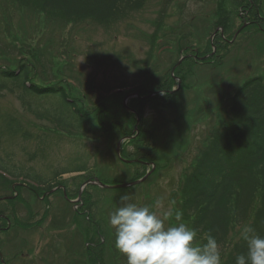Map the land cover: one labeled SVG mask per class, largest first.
<instances>
[{
  "label": "rangeland",
  "instance_id": "obj_1",
  "mask_svg": "<svg viewBox=\"0 0 264 264\" xmlns=\"http://www.w3.org/2000/svg\"><path fill=\"white\" fill-rule=\"evenodd\" d=\"M214 1L139 0L122 5L108 24L49 21L40 8L25 15L0 11V67L18 71L26 63L30 81L40 87L58 84L68 102H74L67 108L58 97L36 98L11 81L0 82V170L13 177L6 179L11 184L0 185V198L15 196L12 187L19 194L14 201H0V218L10 225L5 233L7 224L0 222L2 264H127L108 224L121 195L161 216L182 212V185L203 140L226 123L233 91L264 76V32L252 29L233 41L224 39L230 44L222 40L219 66L197 63L182 73L188 76L186 90L173 107L163 104L157 87L168 83L179 58L191 47L204 50L210 39L213 46L215 36L217 40V29L205 18L213 14ZM239 22L234 17L231 34ZM134 96L144 102L142 119L136 116L132 124L123 105ZM75 110L83 117L73 115ZM133 129L140 130L142 147L129 145L121 156V145L120 157L128 163L120 162L116 143ZM148 156L153 160L146 167L142 162L149 163L144 160ZM89 174L109 186L148 178L123 189L87 186L77 202ZM40 184L44 188L37 191L28 188ZM58 185L69 202L61 191L48 193L43 202L45 193ZM182 222L193 228L184 214ZM175 223L173 216L165 226ZM203 237L197 233L196 242Z\"/></svg>",
  "mask_w": 264,
  "mask_h": 264
},
{
  "label": "trees",
  "instance_id": "obj_2",
  "mask_svg": "<svg viewBox=\"0 0 264 264\" xmlns=\"http://www.w3.org/2000/svg\"><path fill=\"white\" fill-rule=\"evenodd\" d=\"M138 1L0 0V11L5 13L10 9H15L17 13L25 15L29 11L38 13L36 10L40 8L42 12L47 13V16L44 17H47L46 20L49 21L56 20L68 25L79 20H91L99 24H108L115 15L120 14L122 5L136 4ZM214 4L213 14L205 18L211 20H209L210 25L214 29L222 30L223 36L220 31L217 35V40L220 41L218 42L215 36L213 42L216 49L215 54L211 55L212 48L209 40L204 50L191 47L189 53L186 54L199 57L208 56L202 65L213 64L212 66L217 67L223 59L220 53L225 52V49L220 46V44H224L222 40L230 39L234 34L230 33L234 26V17L240 21V26L243 22L247 24L240 35L248 33L252 29L256 33L264 32V0H215ZM229 4H232V10H230ZM165 11L166 9L163 8L159 19L163 20ZM196 64L192 57H186L175 70L174 73L181 81L180 89L175 93H168L175 86H173L171 75L168 78V83L161 82L157 87L159 94L162 95L160 98L164 99L163 104H166L167 107H173V102L177 100L179 93L186 90L185 84H187L188 78L186 74ZM17 70L0 67V82L11 81L12 87L19 86L29 96L36 98L45 97L48 94L58 97L67 108L73 107L74 102H68L67 94L64 89L58 87V84L40 87L33 83L29 79V69L26 63H20ZM182 73H186L185 76ZM161 95L157 97L159 98ZM143 102L141 103L137 98L128 101L127 106L131 110L128 116L130 122L132 120V124L135 123L136 116L142 119ZM74 114L80 118L83 117L81 111L75 110ZM81 123L79 120L80 126ZM135 133L133 129L130 136H134ZM139 135L140 130L136 137ZM125 136H128V133L122 134L120 139ZM142 138L139 136L138 139L133 138L124 142L121 156L124 155L129 145L142 147ZM203 142V149L199 153L192 173L188 174L182 185L181 210L185 220L192 219L193 228L197 233L204 234L201 243H206V237L209 234L216 239L220 247L221 264H235L236 256L246 251V242L240 237V230L244 225L253 226L260 235L264 236V76L249 79L233 91L229 101L226 123L220 130L211 132ZM148 157L144 160H148L150 163L153 157ZM143 166L147 167V165ZM6 173L0 170V185L10 184L9 181L6 182L4 175L12 176ZM87 178L92 180L95 177L89 174ZM101 182L103 183V181ZM42 185L45 184H40V186ZM10 194L19 195L16 189H10ZM85 194L87 193L85 192ZM38 197L36 198L38 199Z\"/></svg>",
  "mask_w": 264,
  "mask_h": 264
},
{
  "label": "clouds",
  "instance_id": "obj_3",
  "mask_svg": "<svg viewBox=\"0 0 264 264\" xmlns=\"http://www.w3.org/2000/svg\"><path fill=\"white\" fill-rule=\"evenodd\" d=\"M154 206L159 208L161 200ZM182 215L179 210L158 215L152 207L131 202L123 194L120 205L108 216L114 246L127 264H221L216 239L209 234L206 243H197L196 229L182 222ZM173 216L177 223L166 227L165 221ZM240 237L246 242V251L236 256L235 264H264V236L244 225Z\"/></svg>",
  "mask_w": 264,
  "mask_h": 264
},
{
  "label": "water",
  "instance_id": "obj_4",
  "mask_svg": "<svg viewBox=\"0 0 264 264\" xmlns=\"http://www.w3.org/2000/svg\"><path fill=\"white\" fill-rule=\"evenodd\" d=\"M246 25H243V27L242 28H244ZM239 32H237L235 35H234V37H233V39H232V41L235 39V37L237 36V34H238ZM180 62H181V60L177 63V65L172 69V71H171V74H173V71H174V69L180 64ZM171 94H173V91L171 92ZM149 97H151V95L149 96ZM128 98H130V97H127L126 99H125V101L128 99ZM125 106V105H124ZM137 125H138V122H137ZM136 125V126H137ZM126 139V138H125ZM125 139H122V140H120L119 142H118V144H117V146H116V155H117V158L120 160V161H122V162H126V163H128L127 161H125V160H123L121 157H120V145H121V143L125 140ZM147 176L148 175H146L144 178H142L140 181H137V182H132V183H128V184H120V185H117V186H107V185H104V184H102L101 182H99L98 180H94V181H88V182H86L85 184H83L82 185V187H81V189L79 190V193H78V199H80V197H81V193H82V191H83V189L85 188V186L87 185V184H93V185H96V186H98V187H100V188H102V189H106V190H111V189H123V188H126V187H130V186H134V185H137V184H140V183H142L146 178H147Z\"/></svg>",
  "mask_w": 264,
  "mask_h": 264
},
{
  "label": "flooded vegetation",
  "instance_id": "obj_5",
  "mask_svg": "<svg viewBox=\"0 0 264 264\" xmlns=\"http://www.w3.org/2000/svg\"><path fill=\"white\" fill-rule=\"evenodd\" d=\"M189 56H191L192 58L194 57V56H193V55H191V54H190ZM197 57H198L197 59H199V58H200L199 56H197ZM197 59H193V60H195V61H196ZM1 219H3V217H1ZM1 230H2V229H0V231H1ZM0 256H2V255H1V252H0Z\"/></svg>",
  "mask_w": 264,
  "mask_h": 264
}]
</instances>
